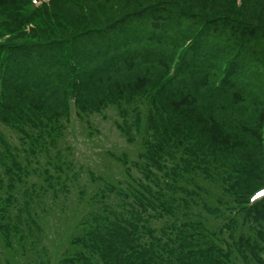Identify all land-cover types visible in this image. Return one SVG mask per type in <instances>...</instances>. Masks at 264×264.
<instances>
[{"label": "trees", "instance_id": "trees-1", "mask_svg": "<svg viewBox=\"0 0 264 264\" xmlns=\"http://www.w3.org/2000/svg\"><path fill=\"white\" fill-rule=\"evenodd\" d=\"M263 185L264 0H0V264H264Z\"/></svg>", "mask_w": 264, "mask_h": 264}, {"label": "rangeland", "instance_id": "rangeland-1", "mask_svg": "<svg viewBox=\"0 0 264 264\" xmlns=\"http://www.w3.org/2000/svg\"><path fill=\"white\" fill-rule=\"evenodd\" d=\"M73 122L71 124L70 129L78 123V121L72 118ZM92 128L90 130L85 129V127L75 126L73 131V137H68V144L72 146L74 151V159L77 164L87 163L88 161L95 158V153L100 151L102 153V158L106 155L105 152L110 151L115 155H119L120 153H126L130 158H135L136 155V147L127 145L124 139L120 136V134L113 128L109 120L103 119L98 116V118H91ZM14 141V139H11ZM34 160L31 161L30 165L33 166ZM259 189L264 190V185ZM2 196H5L3 192H1ZM62 197H60L61 199ZM59 201L56 204H51L50 199H47V206H50L53 210L51 215L50 223L54 226L55 229H58L60 236H53L51 232L52 228L50 226L49 234L52 236V241H56L57 244L61 243L63 237L67 234L68 228L66 229L65 225H70V223L65 221H58L59 216L67 215L68 218H72L74 215V210L79 209L83 210L86 205L85 203H78L77 194H71L68 196L63 202L67 208L62 213L61 209L58 207ZM259 199V198H258ZM256 199V200H258ZM64 209V208H63ZM1 216V213H0ZM64 230V231H63ZM63 235V236H62ZM32 253H28L26 251L23 252L21 257L22 264H27L29 258Z\"/></svg>", "mask_w": 264, "mask_h": 264}, {"label": "snow or ice", "instance_id": "snow-or-ice-1", "mask_svg": "<svg viewBox=\"0 0 264 264\" xmlns=\"http://www.w3.org/2000/svg\"><path fill=\"white\" fill-rule=\"evenodd\" d=\"M257 195H264V193H258ZM255 198V197H254Z\"/></svg>", "mask_w": 264, "mask_h": 264}]
</instances>
